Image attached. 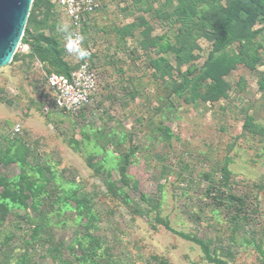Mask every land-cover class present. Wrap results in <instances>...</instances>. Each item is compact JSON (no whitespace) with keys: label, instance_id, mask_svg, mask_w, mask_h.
<instances>
[{"label":"rangeland","instance_id":"374dc122","mask_svg":"<svg viewBox=\"0 0 264 264\" xmlns=\"http://www.w3.org/2000/svg\"><path fill=\"white\" fill-rule=\"evenodd\" d=\"M235 1L100 0L82 21L99 91L75 114L19 45L0 68V264H264V16L220 46ZM27 24L64 56L53 0Z\"/></svg>","mask_w":264,"mask_h":264},{"label":"built area","instance_id":"2783aa9c","mask_svg":"<svg viewBox=\"0 0 264 264\" xmlns=\"http://www.w3.org/2000/svg\"><path fill=\"white\" fill-rule=\"evenodd\" d=\"M62 15L69 20L71 29L65 41V61L71 67L68 75L51 73L47 76L48 87L53 92L51 105L54 109L75 114L90 107L99 91V82L94 66V54L91 46L83 39L82 21L100 6V0H53ZM69 40L73 50L67 48ZM77 49H84L88 56L80 58Z\"/></svg>","mask_w":264,"mask_h":264},{"label":"trees","instance_id":"16d2710c","mask_svg":"<svg viewBox=\"0 0 264 264\" xmlns=\"http://www.w3.org/2000/svg\"><path fill=\"white\" fill-rule=\"evenodd\" d=\"M45 0H32V4H31V9H36L38 8ZM244 0H236L234 3V7L237 6V10L233 13L234 10L228 11V15L226 14L225 17V22L222 24L218 25V38H219V45L220 46H225L227 45V43H229L231 41L232 38H236V36H238L239 33H234V24H232V19L236 18V20L240 23V25H245V29H247L246 27H250L251 26V22H254V20H256L259 16H264V0H249V2H251V7L246 6V3L242 4ZM195 0H180L181 4H185V6H189L192 7L194 5ZM242 11H244V13H247L252 11V19L250 20H242L241 16L242 15ZM237 13V14H235ZM245 19L247 17L243 16ZM85 19V17L83 18V20ZM235 20V21H236ZM240 25L237 26L240 27ZM29 27L30 25L27 24V26L25 25L24 28V32H23V36L21 38L20 44L22 46H26L29 49H35V52L39 54V61L41 63H44L46 65H51V66H55L57 70L54 69V74H58V75H68V72L70 71L71 67L67 64V62L65 61V55H66V50H65V54L62 57L61 53L57 50L56 47V43L55 42H51L49 45L51 48H45L42 47L41 45H36L33 46V38L31 37L30 33H29ZM244 27V26H243ZM243 30V29H242ZM256 30L246 33L244 35H248L247 38L252 37L253 35H255ZM255 33V34H254ZM243 37V36H242ZM36 44V43H35ZM34 44V45H35ZM219 49H222V47H218ZM2 202H8L9 200L5 197H3L1 199ZM11 204V201L9 202ZM14 203V202H13ZM6 204H2L1 206L4 207ZM23 206H26V204H22Z\"/></svg>","mask_w":264,"mask_h":264},{"label":"water","instance_id":"95a60500","mask_svg":"<svg viewBox=\"0 0 264 264\" xmlns=\"http://www.w3.org/2000/svg\"><path fill=\"white\" fill-rule=\"evenodd\" d=\"M32 0H0V68L20 45Z\"/></svg>","mask_w":264,"mask_h":264},{"label":"clouds","instance_id":"9594fccd","mask_svg":"<svg viewBox=\"0 0 264 264\" xmlns=\"http://www.w3.org/2000/svg\"><path fill=\"white\" fill-rule=\"evenodd\" d=\"M63 31L67 32L68 28L67 25H63ZM80 39L82 40L83 37H80ZM68 50L71 52L73 50V43L71 40H69V43L67 45ZM77 54L80 58H85L88 56V52L84 49H77Z\"/></svg>","mask_w":264,"mask_h":264}]
</instances>
